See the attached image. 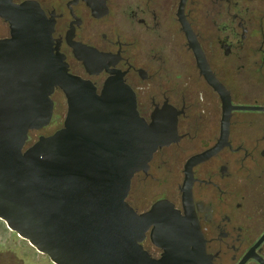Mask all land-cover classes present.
<instances>
[{"label": "water", "instance_id": "95a60500", "mask_svg": "<svg viewBox=\"0 0 264 264\" xmlns=\"http://www.w3.org/2000/svg\"><path fill=\"white\" fill-rule=\"evenodd\" d=\"M76 0L70 1L71 3ZM95 15L102 0H86ZM202 73L222 99L221 137L185 164V215L161 195L135 210L136 172L153 153L178 139L175 109L163 104L151 122L136 110L117 54L66 40L52 47L51 21L33 1L0 0L9 36L0 39V220L54 264H212L196 221L190 188L197 166L221 143L233 106L222 87L187 0H171ZM59 88L67 109L62 126L27 144L29 133L54 122L51 94ZM149 235L161 252L153 257ZM260 242L241 264L253 258Z\"/></svg>", "mask_w": 264, "mask_h": 264}, {"label": "flooded vegetation", "instance_id": "af4514ba", "mask_svg": "<svg viewBox=\"0 0 264 264\" xmlns=\"http://www.w3.org/2000/svg\"><path fill=\"white\" fill-rule=\"evenodd\" d=\"M23 1L35 2L49 22L53 10L54 52L56 40L58 53L72 47L66 32L77 17L71 41L102 54H117L136 110L147 122L155 107L161 110L168 104L175 109L178 139L153 153L146 172H136L135 182L150 179L156 188L135 210L146 211L161 195L185 215V164L218 143L223 105L201 71L172 1L102 0L105 11L98 15L86 0H13ZM187 3L230 104L264 107V0ZM8 36L9 24L0 17V39ZM55 95L66 113L64 93L55 87L53 114ZM41 130L31 133L38 137L55 131ZM190 193L212 264H241L264 235V110L230 111L221 143L197 166ZM142 245L153 257L160 255L148 234ZM256 252L264 257V241ZM244 264L258 263L250 258Z\"/></svg>", "mask_w": 264, "mask_h": 264}, {"label": "rangeland", "instance_id": "374dc122", "mask_svg": "<svg viewBox=\"0 0 264 264\" xmlns=\"http://www.w3.org/2000/svg\"><path fill=\"white\" fill-rule=\"evenodd\" d=\"M55 99V119L54 122L42 128L41 133L47 134L56 129L63 121L65 110L62 108V101L59 95L54 96ZM40 134V133H39ZM37 135L33 137L36 139ZM155 186L150 179H146L142 183L135 182V205L140 206L148 199H151ZM141 197V202L138 201ZM0 264H54L44 254L38 252L31 246L27 240L21 238L15 232L6 228L3 221L0 220Z\"/></svg>", "mask_w": 264, "mask_h": 264}, {"label": "trees", "instance_id": "16d2710c", "mask_svg": "<svg viewBox=\"0 0 264 264\" xmlns=\"http://www.w3.org/2000/svg\"><path fill=\"white\" fill-rule=\"evenodd\" d=\"M33 136H34V135L30 132V133H29L28 142H27L28 145L31 144V143L35 140V138H34Z\"/></svg>", "mask_w": 264, "mask_h": 264}]
</instances>
